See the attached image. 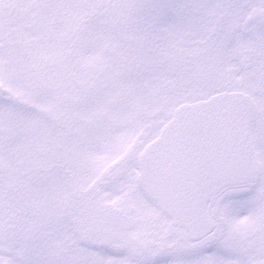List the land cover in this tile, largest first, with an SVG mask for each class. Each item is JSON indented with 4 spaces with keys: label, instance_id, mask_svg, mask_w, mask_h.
Instances as JSON below:
<instances>
[{
    "label": "snow or ice",
    "instance_id": "obj_1",
    "mask_svg": "<svg viewBox=\"0 0 264 264\" xmlns=\"http://www.w3.org/2000/svg\"><path fill=\"white\" fill-rule=\"evenodd\" d=\"M0 264H264V0H0Z\"/></svg>",
    "mask_w": 264,
    "mask_h": 264
}]
</instances>
